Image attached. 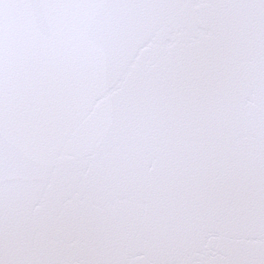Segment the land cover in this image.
Wrapping results in <instances>:
<instances>
[{"label":"water","instance_id":"1","mask_svg":"<svg viewBox=\"0 0 264 264\" xmlns=\"http://www.w3.org/2000/svg\"><path fill=\"white\" fill-rule=\"evenodd\" d=\"M0 264H264V0H0Z\"/></svg>","mask_w":264,"mask_h":264}]
</instances>
